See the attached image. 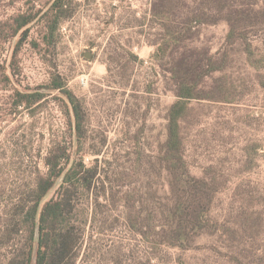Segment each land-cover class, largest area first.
I'll use <instances>...</instances> for the list:
<instances>
[{
    "label": "rangeland",
    "instance_id": "rangeland-1",
    "mask_svg": "<svg viewBox=\"0 0 264 264\" xmlns=\"http://www.w3.org/2000/svg\"><path fill=\"white\" fill-rule=\"evenodd\" d=\"M51 3L0 0V264L25 241V231L5 238L8 224L54 146L100 173L77 193L71 264H264V0H74L51 45L34 22L15 55L13 19L43 21ZM233 26L246 38L229 41ZM164 40L168 55L156 59ZM55 77L76 99L80 132L65 95L46 88ZM183 83L197 98L173 173L162 157ZM38 88L37 108L15 106L17 93ZM180 202L196 216L171 246L162 233Z\"/></svg>",
    "mask_w": 264,
    "mask_h": 264
},
{
    "label": "trees",
    "instance_id": "trees-1",
    "mask_svg": "<svg viewBox=\"0 0 264 264\" xmlns=\"http://www.w3.org/2000/svg\"><path fill=\"white\" fill-rule=\"evenodd\" d=\"M73 3L74 0H52L49 9L44 13L46 19L43 21L38 19L39 12L16 16L11 28V37L13 39L18 38L15 45V55L28 40L31 25L34 22H41V24L43 22L41 31L43 40L47 45H51L58 36L62 20L71 16ZM194 23L200 24L204 21L197 19ZM238 30L239 27L233 26L227 39L231 41L235 38H246V33H237ZM169 46L170 41L164 40L163 43L159 44L154 58H165L168 55ZM248 50L249 47L247 52ZM210 68L211 70L207 71L206 74L213 71L214 65H211ZM46 88L51 91L62 92L65 95L74 108L77 130L80 132L82 128L80 108L76 105L73 94L66 89L64 81L60 77H55ZM181 88L178 95L180 100L172 106L168 115V138L162 157L169 164L168 170L173 173L179 168L178 165L184 163L180 122L187 113L188 102L197 98L194 93L195 86L183 83ZM45 97L46 93L40 88L26 93L19 92L16 94L15 106L35 109L42 104ZM45 165L48 173L44 176L40 174L37 176L34 189L30 190L27 197L13 209L12 219L8 224L9 228L5 238H11L24 231L27 236L23 243H17L16 254L9 260L8 264H71V261L77 257L74 249L81 241L72 218L77 206V193L79 190L90 192L93 189L95 182H97L96 178L100 174L99 169L96 167L87 168L82 160L78 163H71L68 149L60 146H54L51 149L45 158ZM173 180L179 181L176 176L173 177ZM57 186L56 196L45 202L47 195ZM183 205L180 202L176 209L168 213L176 217L177 225L170 226L169 230L162 233V238H167L162 239V241L167 240L166 242L171 246L176 244L175 240L185 241V227L187 223L195 220L194 216L196 215L188 208H184ZM128 217V225L133 230H137L140 222L137 214L131 212ZM137 232L143 234L144 237L146 236V233L141 229Z\"/></svg>",
    "mask_w": 264,
    "mask_h": 264
}]
</instances>
